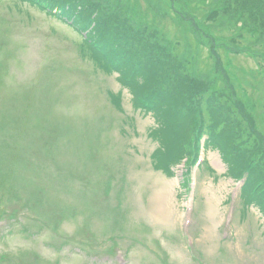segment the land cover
Segmentation results:
<instances>
[{
  "label": "rangeland",
  "instance_id": "rangeland-1",
  "mask_svg": "<svg viewBox=\"0 0 264 264\" xmlns=\"http://www.w3.org/2000/svg\"><path fill=\"white\" fill-rule=\"evenodd\" d=\"M219 1L192 0V3L199 4L200 11H206ZM253 1L262 14L253 12L255 4H250L249 12L244 5L247 13L240 22L233 8L221 12L215 19L208 16L202 20L197 15L200 27L193 32L184 27L192 21L191 12L183 13L186 18L180 17L177 22L171 14L164 15L160 0H123L122 4L134 8L133 17L139 20L145 15L142 11L153 20L159 18L165 38L184 40V55L189 57L191 52L200 49L202 55L208 54L207 48H199L194 39L210 41L211 32L224 39L223 45L237 42L244 46L250 44L255 50L263 47L264 28L255 35L249 33L255 24L264 25V6L260 0ZM172 2L180 11L181 0ZM79 40L80 36L66 22L36 6L22 0H0V58L4 61L0 60V142L11 145L14 152L24 150L25 145L37 139L40 125L60 122L58 118L62 116L73 133L66 135L51 151H42L41 168L46 178H33L29 172L24 174L21 166L10 167L11 174L17 176L14 180L21 194L0 192V214L5 210L4 214H16L11 224L0 223V255L8 254L5 264H32L33 261L36 264H54V261L59 264H196L198 256L206 264H264V217L254 207L247 218L240 217L239 187L225 174L226 165L218 149L208 152L216 172L200 171L197 176L198 198L193 218L184 216L186 195L178 180L183 168L180 155L192 130L178 121L162 125V135L176 132L177 141L173 146L179 156L174 165L176 174L169 176L154 167L150 155L159 144L149 132H154L155 119L151 114L134 110L132 96L125 89L124 108L133 115L135 129L128 124L126 129L133 136L122 135L119 125L123 115L107 97L108 89H121L117 74L108 75L101 70L94 73L91 59L84 61L86 59L78 52ZM239 59L243 65H255L254 60L246 56ZM191 71L196 72V62ZM222 85L227 88L225 81L219 84ZM36 120L40 124H36ZM102 129V137L95 141L93 149L97 162L100 165L112 161L130 173L128 220L118 229L121 237L117 239L120 243L117 254L122 258L126 255L125 261L114 254L107 255L106 238L114 233L111 227L114 222L107 215L105 204L94 209L99 213H91L95 203L89 197L95 188L88 187L89 175L96 176L100 169L90 160L92 155L87 157V154ZM13 142L20 147H15ZM185 148L187 150V144ZM14 161L11 159L7 164ZM65 169L84 173L87 186L72 175L59 183L51 179ZM29 178L41 181L43 186L46 184L49 191L32 209L31 204L26 205V200L28 196H38V191ZM83 188L87 196H81ZM54 198L56 203L61 201L77 213L63 218L60 231L53 228L59 219L54 216L52 223L49 222L50 214L45 210L53 207ZM188 223L196 240L194 256L182 236V228ZM63 244V250L58 251L56 247ZM96 250L97 256L89 255Z\"/></svg>",
  "mask_w": 264,
  "mask_h": 264
},
{
  "label": "trees",
  "instance_id": "trees-1",
  "mask_svg": "<svg viewBox=\"0 0 264 264\" xmlns=\"http://www.w3.org/2000/svg\"><path fill=\"white\" fill-rule=\"evenodd\" d=\"M47 1V0H46ZM53 1H56V2H58V3H66V4H70V3H67L66 2V0H53ZM70 5H72V4H70ZM262 28H264V26L262 27ZM253 45V44H252ZM262 45H263V47H260V51H258V53L260 54L261 52H264V42L262 43ZM247 46H251L250 44H247ZM251 48H252V46H251ZM263 58L262 57H260L259 58V60H262ZM200 61V62H199ZM198 62H199V65H201V64H203V63H205L206 61L205 60H203V59H200ZM261 63H262V61H261ZM205 66V68L203 67L202 68V70H205L206 69V64H204ZM262 73L264 74V67L262 68V70H261V74L260 75H262ZM238 152H239V150H238Z\"/></svg>",
  "mask_w": 264,
  "mask_h": 264
}]
</instances>
